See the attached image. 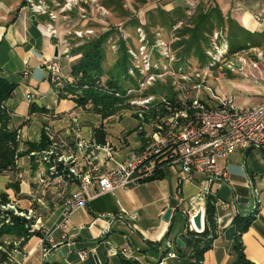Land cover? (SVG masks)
I'll return each mask as SVG.
<instances>
[{
	"label": "crops",
	"instance_id": "0c3cea01",
	"mask_svg": "<svg viewBox=\"0 0 264 264\" xmlns=\"http://www.w3.org/2000/svg\"><path fill=\"white\" fill-rule=\"evenodd\" d=\"M163 1L164 10L170 11L181 6L185 9L186 3L192 0H183L182 5L176 6L173 0ZM254 3H258L262 9L250 11L252 9L249 6ZM213 4L218 6L224 17L228 16L247 32L258 33L264 30V0H246L245 3L242 0H214ZM65 12L61 11L60 19L66 17ZM48 21L47 11L30 12L27 0H0V74L15 81L22 88V96L27 88L34 90L38 87L39 84L34 85V82L40 78L47 84L46 91L50 95L46 100L34 90L37 97L32 101L33 108L43 107L45 110L36 109L31 113H28V102L24 98L27 103V120H24L25 116L19 120L16 118L20 115L14 113L16 109L9 107L8 100L3 103L11 114L10 126L17 128L22 138V142L18 143V151L23 149L25 141H37L41 132L46 136V127L67 144L73 146L77 139H81L88 145V104L82 107L76 106L71 100L57 99L46 78L44 64L53 58V49L58 42L57 37L48 36L41 29L49 24ZM253 41L259 44L234 53L248 54L242 56L258 62L260 79L252 80L234 73L241 77L239 84L245 83L242 89L252 94L251 97L257 98L251 106L264 98V37L261 40L253 38ZM58 51L57 45V54ZM256 51L261 52L259 58H256ZM74 56L77 59L78 55ZM59 63L62 64V61ZM22 72L24 75H21ZM61 74L67 76L64 72ZM13 95L14 91L11 96ZM20 103L24 102L21 100ZM74 114L78 126L68 128L69 120L68 124H64V121ZM32 117L38 127L36 137L32 135L30 138L27 135L31 129ZM121 132L126 140L122 144L118 140L123 135ZM118 133L116 142H113L116 151L113 152L112 162L122 159L127 152L137 147L127 143L131 138L138 141L136 132L126 134V130H123ZM104 138L106 142L111 140L107 134ZM33 152L39 154L37 151ZM60 152L66 153L61 148ZM72 152L77 156L78 168L82 169L81 158L84 152L77 147H73ZM94 153L99 152L95 150ZM36 154L23 155L15 160L16 170L22 173L20 180L13 176L12 171L3 172L5 174L4 180L0 181V193L5 194L8 200L15 201L20 210H32L41 228L33 230L37 232L36 235L30 233L26 237L1 235L0 264H155L163 255L167 242L171 244L169 251L174 252L176 258L165 260L166 264H190L193 238L190 233H183L184 225L177 233L171 232V224L176 213L183 215L182 206L176 198L187 200L197 189L204 187L212 192L211 202L207 206L213 207L216 229L215 237L211 240L210 247L203 252L200 264H231L233 256L230 246L234 231L232 219L236 215L250 213L253 205L254 218L240 234V242L247 260L253 264H264V159L254 149H237L227 154L223 163L225 182L205 183L203 175L192 174L191 183L178 184V167L168 166L162 170L160 179L144 182L134 180L126 188H115L93 196L69 211L66 218L61 216L63 204L79 189V179L67 178L60 172L50 173L47 164L36 160L40 158ZM22 158L26 160L20 161ZM108 163L109 161L103 162L98 157L95 158L97 173L103 172ZM38 172H43L42 180L37 177ZM85 172L83 170L82 175ZM234 188L240 191V195L235 194ZM244 191L246 195L242 197L241 193ZM86 192L91 194L92 190L86 189ZM221 201L225 202L224 207L220 205ZM166 208H170V214L168 220L164 221L162 214ZM131 214L135 215L134 219L130 218ZM182 235H185V239H180ZM41 238L47 248L46 254L38 247ZM161 238L163 240L158 244ZM175 239L180 240V251L176 250ZM126 246L133 250L136 261L131 262L118 254L117 249ZM79 250L86 251V257L82 261L76 257Z\"/></svg>",
	"mask_w": 264,
	"mask_h": 264
},
{
	"label": "built area",
	"instance_id": "2783aa9c",
	"mask_svg": "<svg viewBox=\"0 0 264 264\" xmlns=\"http://www.w3.org/2000/svg\"><path fill=\"white\" fill-rule=\"evenodd\" d=\"M37 1L35 3L30 0V4H28L30 11L32 13L46 12V5L44 6L43 2L40 3V0ZM76 2L77 0H65L56 10L62 16L61 11L65 12L69 10ZM192 10L193 4H188L184 12L186 15H190ZM47 13L49 20L52 21V25L49 23L41 29L46 35L57 37L58 39L59 33L56 35L53 24L56 20L60 19V16L53 10L47 11ZM69 32L65 33L68 34ZM73 33L76 36L81 35V31H73ZM209 38L208 48L204 51L208 62L205 68H200V73L210 72L222 66L230 73H239L252 80L260 79L261 73L257 60L247 59L240 54H233V59H229L231 58L229 57L230 55L226 54L228 42L222 29L213 30ZM64 44L65 40L62 42L63 46H65ZM260 54L261 52L256 51V58H259ZM147 55L146 57H148ZM160 55L168 56V54ZM55 59L52 58L44 64L47 72L46 78L52 90L60 87L65 79ZM150 68L156 71L144 74ZM160 68L159 65L152 66V64H147L144 70L138 72L139 75L133 90H145L147 86L152 85V82L163 75H167L173 87V95L169 94L165 97L142 94V96L136 98L133 90L127 89L124 92V96L128 98H126L128 103L134 108H139V113L149 112L151 115L149 123L152 122V125L155 127V133L151 136H140V145L134 152L127 157L114 161L110 166L106 165L103 172L97 173L94 165L95 158H90L88 151L89 149H92V151L101 150L105 156L104 161H111L112 147L107 142L99 145L89 138L90 147H88V145H85L79 139L77 144H75L76 146H72L59 140L49 128H44L49 145L46 150L39 152V157L43 161H51V165L49 166L50 173H55V165L61 164V172L67 178H78L80 183L79 189L64 201L61 212L62 218H66L69 211L82 205L85 200L105 192H110L115 188H126L137 177L143 176L148 178L154 176L156 170L162 167L163 169L174 165L178 167V184L184 182L191 183L193 179L192 174L203 175L205 183H210L211 181L225 182L226 174L223 163L228 153L237 149H254L264 159V98L254 106L237 107L234 105L230 95L223 93L214 94L212 90L210 91L203 84L206 83L203 81V78H194L201 75L199 73L192 75L191 72L194 70L187 72L181 68H173L168 71L166 67H163V71H160ZM128 72L129 74L132 73L130 69ZM201 90H204L205 93L207 92L206 94L209 95L208 100L200 98L199 93ZM130 94H133V97L130 98ZM116 95L118 96L119 94L116 93ZM36 97V92L31 88H27L24 92V98L27 102L33 101ZM153 98H155V101H153ZM210 100H212V104H208ZM139 113L138 116L141 115ZM27 119L26 115L24 120ZM68 120V128H76L78 126V120L75 115H69ZM118 140L121 144L124 142L121 137ZM16 141L17 143L22 142L17 128ZM72 147H77L84 152L81 158L82 169L77 166V156L73 154ZM60 148L66 153H59ZM35 154L33 151L29 153L32 156ZM83 170L86 171L84 175L81 173ZM8 171H12L13 176L17 180L22 178L21 171L16 169ZM137 171L139 172L138 174ZM37 177L42 180L43 172H38ZM86 189L92 190V193H87ZM211 196V190L209 191V189L204 187L197 189L187 200L176 198L182 206L181 211L185 217L184 234L190 232L198 234L203 231L204 216L207 204L211 202ZM220 205L224 207L225 202L221 201ZM254 208L255 206L253 205L252 210ZM4 211H9L13 215L22 218L31 231L41 228L40 223L35 220L32 210H20L13 200L7 199L3 201L0 198V212ZM197 212L200 213L199 229H196L193 222V217ZM213 216L215 218L214 213ZM130 218L134 219L135 215L131 214ZM31 220H34V222L31 223ZM170 245L169 242L166 243V251L155 264H166L165 260L176 258V254L169 251ZM38 247L42 253H47L43 238L39 240ZM117 252L131 262L137 260L133 250L127 246L118 248ZM76 257L80 261L84 260L86 251H77Z\"/></svg>",
	"mask_w": 264,
	"mask_h": 264
},
{
	"label": "rangeland",
	"instance_id": "374dc122",
	"mask_svg": "<svg viewBox=\"0 0 264 264\" xmlns=\"http://www.w3.org/2000/svg\"><path fill=\"white\" fill-rule=\"evenodd\" d=\"M31 1L35 3L38 2L37 0ZM182 1L183 0H173V4L175 6L182 5ZM245 1L246 0H242L243 3H245ZM41 2H43L44 6L46 5L47 11H50L51 9L55 11L56 9H58V6H61L63 2H65V0H40V3ZM27 3L30 4V0H28ZM213 3L214 0L189 1L186 3L185 9L188 4H193V10L190 15H186V13L183 11L184 7L182 9V6L178 8L174 7L175 9L173 8L170 11L164 10L165 8L163 7V0H86L85 2L84 0H77L76 4L71 6L70 9L64 13L66 17L64 19L62 17L59 21L56 20L53 24V29L55 30L56 35H58V33L60 34L58 36L57 42L60 51L59 55L56 57L57 64L60 67L61 73L64 72L66 75H68L71 64L76 60V58H74L75 56L72 55L75 48L88 41L89 39L98 37L101 33L108 32L109 35L106 39L104 50L105 58L102 63V67L105 72V74L102 76L103 79L108 78L107 72L112 69L116 51L118 49V42H123L129 61L128 68L132 72L129 75L135 80V85L137 81L135 74L136 76H138V72L140 70H144L147 64H152V66L159 65V67H161L159 69L160 71H163V67H166L168 71L172 70L173 68H181L187 72L194 70L193 72H191L192 75L195 73L201 74L199 77L194 78H203V81L206 82L203 84H205L210 89V91L212 90L214 94L223 93L230 95L233 99V103L237 106H251L252 104H254V101L257 98H255V96L251 97L252 94L246 93L242 89L245 83L242 82L241 84H239L241 81V77H239L237 74L228 72V70H226L225 67L222 66H220V68L218 69L216 68L214 70H211L210 72L200 73V68L203 69L207 65V58L201 63L193 56L186 57L185 59L179 58V54H177L179 49L174 45V42L177 41L174 32L178 27H180L182 21L180 20V18H178L179 21L175 22L172 25H169L170 28H168V26L165 23H162L159 18H157L158 20H154L150 23L151 20L148 19L147 15L148 11L155 12L156 10H164L170 15V18H172V16L173 18H175L177 17V15H179L180 11L178 10L182 9V13L190 17L193 16L192 14H194L197 9L207 8L210 5H214ZM249 7L252 9L250 11H257L259 9H262V7L258 5V3L251 4ZM56 13L57 15H61L57 11ZM157 14L158 12L156 11L155 15ZM170 20L171 19H169V21ZM48 22L52 24L51 20H49ZM67 31L70 32L66 34L65 32ZM73 31H81V35L76 36ZM63 40H65V46L62 45ZM206 49L207 47H204L203 51H205ZM0 53H2V51H0ZM146 54H148V57H146ZM160 54H168V56L166 57L165 55ZM229 55V57H231L229 59H233L234 55L239 54ZM241 55L248 56V54ZM146 58L148 60L147 62ZM60 60L62 61V64L59 63ZM17 64L14 67H16ZM155 71L156 70H154L153 68H150L145 71L144 74H149ZM117 81L122 85V87H124V92L127 89L133 90L135 87H129L126 80L123 78V75L122 77L119 76ZM37 83L39 84V86L34 90L37 91L41 96L45 97L47 100L50 96H48V93L46 91L47 84L44 82V80L41 81L40 78L34 82V85H38ZM13 91L14 95L10 96V98L7 100L9 103V107H13V109H16L14 113L16 115H20L19 117H16L19 120L22 116H25L27 103L24 100V96H22L21 87L16 85ZM154 92L173 95V87L167 75H163L161 78L152 82V85L147 86L145 90H133V94L136 96V98L142 96V94H153ZM206 93L204 90H201L199 93L200 98L204 100L209 98V95ZM133 94H130V98L133 97ZM127 99L124 96L123 101L118 104V111L108 118H102L92 109L88 108V128H90V135L88 136V147H90L89 142L91 139L96 143L95 139H93V126H101L103 132L107 134V136L111 139H107L109 142L107 143L112 147V155L113 152L116 151V145L113 142H116L115 137L117 136L118 132L120 133V131L123 130H126L127 132L129 130L131 131H128L129 133H134V127L140 124L139 130H142L141 136H151L153 133H155V127L152 125V122L149 123V119H151V115H149V112L139 113L138 110L140 109L134 108L132 105H130ZM153 99V101H155V98ZM21 100L24 103H20ZM35 104L38 103L36 102ZM208 104H212V100H210ZM138 113L141 115L138 116ZM64 122V124H66V122L68 124V118L67 121ZM30 126L31 129L29 130L27 136L30 138L32 135V137H36L38 124L36 123L35 119H33V117ZM135 135L137 136L138 141H136L137 139L131 138L127 143L130 142L131 145L137 146L135 148L137 149L140 145V136L137 133ZM84 139L87 138L84 137ZM105 140L106 139L104 138V142L99 145L106 143ZM77 141H79V139H77L74 144H77ZM62 142L66 143L64 141ZM135 149L127 152V154L122 158L129 156L132 152L135 151ZM94 152L95 151H92V149H89L88 154H90V158L98 157L100 161H104L105 156L103 155V151L98 150V154ZM38 156L36 155V157ZM20 157H18L17 159H19ZM23 160L26 159L22 158L20 161ZM36 160L40 161L42 159L40 157L36 158ZM112 163V160L109 161L108 166H110ZM4 174L5 173L0 174V181L4 180ZM234 192L235 194L240 195V191H236L235 188ZM241 194L242 197H245L246 195L245 191ZM184 222V216L180 213H176L172 220L171 232L177 233L178 230H181Z\"/></svg>",
	"mask_w": 264,
	"mask_h": 264
},
{
	"label": "trees",
	"instance_id": "16d2710c",
	"mask_svg": "<svg viewBox=\"0 0 264 264\" xmlns=\"http://www.w3.org/2000/svg\"><path fill=\"white\" fill-rule=\"evenodd\" d=\"M156 11L158 12L157 15H155ZM156 11H148L147 15L148 19L151 20L150 23L159 18L162 23H165L168 28H170L169 25L179 21L178 18L182 20L180 27L174 32L177 38L174 45L179 49L177 54H179L178 56L180 59L193 56L198 59L200 63L203 62L206 59L203 48H208V38L214 29L224 30L228 42L226 54H234L248 46H256L259 43L253 41V38L261 40V38L264 37V30L258 33H250L238 26L228 16L224 17L216 4L210 5L204 9L199 8L192 14L193 16L190 17L183 14L182 9L178 10L180 11L179 15L175 18H173V16L170 18V15L164 10ZM169 19L171 20L169 21ZM108 35V32L101 33L98 37L89 39L77 46L72 55H78V57L75 62L71 64L69 74L64 76L65 79L60 87H56L52 90L57 99L71 100L76 106L82 107L88 104V108L92 109L102 118H108L114 115L118 111V104L123 101L124 87L117 81L119 76L122 77L123 75L129 87L135 86V80L128 72L129 61L123 42H118V49L112 69L107 72L108 78H102L105 74L102 63L105 58L104 50ZM21 75H24V73L22 72ZM135 77L137 78L138 76L135 74ZM16 85L17 83L15 81L0 74V174L6 170L16 169L15 160L18 157L28 155L31 151H44L49 145L46 136L41 132L37 141H25L23 143V149L20 151L17 150L16 128L10 126L11 114L3 105V103L10 98ZM116 93L119 95L117 96ZM153 94L156 96H168V94H161L158 92H154ZM33 106L34 103L29 101L28 113L36 109L39 111L45 110L43 107L33 108ZM158 107L160 108V106ZM133 130L141 136L142 130H139V125L134 127ZM92 131L94 135L93 139H95L96 143H103L105 133L101 126L93 127ZM121 134H123V132H121ZM124 136L123 134L121 138L125 141ZM38 155L39 154H37V156ZM30 159L32 160V158ZM41 162L47 164V166L51 165V161L49 160H41ZM161 169H163V167L156 170L154 176L148 178L139 176L136 181L144 182L160 179L162 177ZM55 171L56 174L57 172L62 173L61 164L55 165ZM138 173L137 171V174ZM0 198L3 201L7 200L6 195L3 193H0ZM213 213V207L208 205L204 216L203 231L198 234L190 232L193 238L192 251L189 255V259H191L190 264H200L203 252L210 247V242L215 237L216 222ZM254 214L255 208L246 215H236L232 219L234 231L232 233V243L230 246V253L233 256L231 264H253L244 257L243 246L240 242V234L247 229L254 218ZM30 233L36 235L37 232L29 230L26 222L22 218L13 215L9 211L0 212V236L13 234L15 236L26 237L27 235L29 236ZM165 236L166 234L164 237ZM184 236L185 235H182L180 239H185ZM162 240L163 238H161L158 244H160ZM176 250H181L177 243ZM163 251H166V246H164Z\"/></svg>",
	"mask_w": 264,
	"mask_h": 264
},
{
	"label": "water",
	"instance_id": "95a60500",
	"mask_svg": "<svg viewBox=\"0 0 264 264\" xmlns=\"http://www.w3.org/2000/svg\"><path fill=\"white\" fill-rule=\"evenodd\" d=\"M32 19V18H31ZM53 58H56L57 56V47L54 46V49H53V54H52ZM169 214H170V208H166L162 214V219L164 221H167L168 220V217H169ZM200 213L197 212L194 217H193V222H194V225L196 227V229H199L200 228ZM184 226H185V222H184ZM104 236V234H103ZM175 242L178 244L180 243V240L179 239H175Z\"/></svg>",
	"mask_w": 264,
	"mask_h": 264
}]
</instances>
